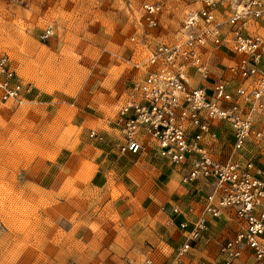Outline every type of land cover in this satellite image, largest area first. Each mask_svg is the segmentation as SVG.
Masks as SVG:
<instances>
[{"label": "rangeland", "instance_id": "374dc122", "mask_svg": "<svg viewBox=\"0 0 264 264\" xmlns=\"http://www.w3.org/2000/svg\"><path fill=\"white\" fill-rule=\"evenodd\" d=\"M141 1L0 2V55L38 93L27 104L0 103V264L165 258V246L154 249L156 213L178 176L114 142L116 113L138 76L126 59L142 52L130 39ZM189 4L166 2L162 39L174 38ZM47 25L53 34L43 42ZM226 59L213 61L211 78Z\"/></svg>", "mask_w": 264, "mask_h": 264}, {"label": "built area", "instance_id": "2783aa9c", "mask_svg": "<svg viewBox=\"0 0 264 264\" xmlns=\"http://www.w3.org/2000/svg\"><path fill=\"white\" fill-rule=\"evenodd\" d=\"M167 1L139 4L130 39L142 52L126 59L138 76L114 123L119 153H152L179 169L189 196L162 209L183 241L168 259L126 256L120 264H264V0H190L174 38L165 40ZM52 34L47 25L41 41ZM219 54L229 61L211 78ZM37 96L33 81L0 55V103ZM212 219H222L224 239L210 255L189 259L200 243L209 252Z\"/></svg>", "mask_w": 264, "mask_h": 264}, {"label": "crops", "instance_id": "0c3cea01", "mask_svg": "<svg viewBox=\"0 0 264 264\" xmlns=\"http://www.w3.org/2000/svg\"><path fill=\"white\" fill-rule=\"evenodd\" d=\"M218 59L219 60L220 59L227 60L226 57L223 56L222 54H219ZM116 129H117L118 137L114 139L115 145H116V141H118L120 139V132H119V129L117 126H116ZM124 154H131V153H124ZM148 154H150L156 160H158L160 162H164L168 166L172 167L173 172L178 176V180H179V183L175 187L174 191L170 192L169 195L166 196L165 200L158 204L157 213H156L157 215H159L163 219V221H162V225L160 226V228H161L160 237L161 238L156 240V243L154 245V249L156 250L157 248H163V246H165L167 251L165 252L166 256L164 259H168L172 256L175 248L183 241V231L178 228L176 223H173L169 220L170 213H168L167 210H163L162 206L169 204L171 202H182L183 198H186L187 196H189L188 195V187L180 184V175H179V169L178 168L173 167L166 160L160 159L152 153H148ZM131 155H139V154H131ZM211 224H212V227H211V230L209 233L212 237V240L209 242V244L207 246L209 252L202 251L203 245L200 243L197 245V248L195 251L187 254V257L189 259L194 260L198 257L199 254H203V253L206 255H210V253H213L214 250L216 249V241H219V240L221 241L224 239V235L221 232V227L223 225L222 219H212ZM164 259H162V260H164ZM182 264H183V262H182Z\"/></svg>", "mask_w": 264, "mask_h": 264}]
</instances>
